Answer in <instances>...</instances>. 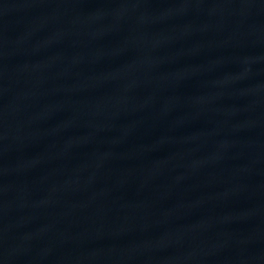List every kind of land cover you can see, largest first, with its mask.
Masks as SVG:
<instances>
[{
	"label": "water",
	"instance_id": "obj_1",
	"mask_svg": "<svg viewBox=\"0 0 264 264\" xmlns=\"http://www.w3.org/2000/svg\"><path fill=\"white\" fill-rule=\"evenodd\" d=\"M0 264H264V0H0Z\"/></svg>",
	"mask_w": 264,
	"mask_h": 264
}]
</instances>
